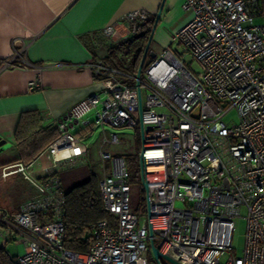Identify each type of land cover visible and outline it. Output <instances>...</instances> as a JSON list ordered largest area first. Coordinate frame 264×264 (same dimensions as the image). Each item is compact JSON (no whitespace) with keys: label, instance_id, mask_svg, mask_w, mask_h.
Here are the masks:
<instances>
[{"label":"built area","instance_id":"built-area-1","mask_svg":"<svg viewBox=\"0 0 264 264\" xmlns=\"http://www.w3.org/2000/svg\"><path fill=\"white\" fill-rule=\"evenodd\" d=\"M181 10L188 20L148 62L144 77L143 66L137 75L104 58L92 60L89 68L101 88L57 123L58 136L46 147L54 165L45 170L43 182L26 170L32 163L3 168L14 167L38 191L18 211H0V233L24 238L18 264H264V0H182ZM150 19L147 11L134 9L101 34L121 40ZM177 43L199 66L198 73L169 49ZM24 49L14 41L3 68H37ZM118 74L135 83L119 80ZM39 79L29 83L30 90L40 86ZM232 109L237 122H226ZM88 112L93 116L85 118ZM75 123L85 136L99 133L97 185L111 217L91 225L84 252L64 246L59 176L64 163L88 153L68 129ZM124 127H139L141 135L140 178L147 184V213L141 217L130 207L125 157L104 149L121 144L118 129ZM241 207L246 210L245 246L235 257L230 250ZM151 243L160 252L157 258Z\"/></svg>","mask_w":264,"mask_h":264},{"label":"crops","instance_id":"crops-1","mask_svg":"<svg viewBox=\"0 0 264 264\" xmlns=\"http://www.w3.org/2000/svg\"><path fill=\"white\" fill-rule=\"evenodd\" d=\"M181 3L182 0H0V142L6 146L0 151V179L9 183L11 191L9 197L0 198V211L16 212L38 193L21 172H13L14 167L3 168L18 162L32 163L26 170L43 182L45 170L54 165L46 147L58 136V121L101 88L89 64L97 57L107 62L110 50L120 41L103 36L101 30L134 9H143L155 19L162 6L152 42L163 51L172 32L189 18L181 10ZM14 41L18 47L24 45V57L37 68H3L2 61L11 55ZM38 76L40 86L32 91L29 83ZM68 129L84 143L91 136H85L80 124H70ZM87 149L86 158L63 164L59 176L64 193L91 175L85 168L88 145ZM5 189L9 193L8 186ZM24 251L22 235L5 238L0 233V264H18L16 258Z\"/></svg>","mask_w":264,"mask_h":264},{"label":"rangeland","instance_id":"rangeland-1","mask_svg":"<svg viewBox=\"0 0 264 264\" xmlns=\"http://www.w3.org/2000/svg\"><path fill=\"white\" fill-rule=\"evenodd\" d=\"M255 23H260L261 19H255ZM123 40V39H122ZM179 59L185 61L187 68L193 73L196 74L200 71L199 66L195 63L192 57L186 53L185 48L180 44H173L169 48ZM154 53L155 56H151V53ZM161 47L156 46L153 42L150 46V52L148 53L142 68L141 76L144 77L143 69L148 65V62L154 57H158L161 54ZM126 61L129 60L126 57ZM124 73H127L124 71ZM117 78L119 80L126 79V83L134 84L135 80L126 78L123 74H118ZM93 116V112H90L85 118H90ZM134 118L139 123V114L138 112L133 113ZM224 120L226 122H237L236 112L234 109L230 110L225 116ZM119 137L121 139L120 145H105L104 149L109 151L112 156L121 155L125 157L126 169L128 172L129 178V196H130V207L132 211L137 213L140 217L147 213L146 208V199H145V189L140 178V164H139V151L141 148V135L139 127H124L118 129ZM85 143L89 146L88 154V163L85 166L86 171L92 172L101 177L102 167L100 159L97 156V148L99 144L98 131L96 130L91 134L90 137L85 139ZM105 167L107 172H110V161H105ZM8 186L9 193H6L5 187ZM10 187L9 183L0 179V198H5L10 196ZM176 206H180V203H177ZM246 210L244 207L240 208L239 216L234 217L235 228L232 235V249L230 252L235 257H241L243 254V249L245 246V232H246Z\"/></svg>","mask_w":264,"mask_h":264},{"label":"trees","instance_id":"trees-1","mask_svg":"<svg viewBox=\"0 0 264 264\" xmlns=\"http://www.w3.org/2000/svg\"><path fill=\"white\" fill-rule=\"evenodd\" d=\"M153 22L154 18L141 24L135 35L118 41L113 46V51L110 50L107 55V62L130 74H136ZM151 44L152 40L150 46ZM150 46L147 55L150 52ZM126 57L129 58L128 61ZM64 196V246L73 251L84 252L89 245L91 225L102 218L111 219L101 205L97 175L91 173L85 181L65 192Z\"/></svg>","mask_w":264,"mask_h":264},{"label":"water","instance_id":"water-1","mask_svg":"<svg viewBox=\"0 0 264 264\" xmlns=\"http://www.w3.org/2000/svg\"><path fill=\"white\" fill-rule=\"evenodd\" d=\"M161 9H162V6H161L160 10L158 11V13H157V15H156V17L154 19V22L152 24L151 31H150V34L148 36V39H147L146 45L144 47L143 54H142V57H141V60H140L139 66H138L137 75L139 74V72H140V70H141V68L143 66V63L145 61V58H146V55H147V52H148V49H149L153 34H154V31L156 29V26H157V23H158V20H159ZM151 56H155V54L152 52ZM66 117H67V115L64 116L63 118H61L58 122H60L62 120H65ZM1 143L2 142H0V151L2 149H4V147H6L5 145H2ZM142 183H143V186H144V189H145V193H147V184L144 181ZM150 245H151V250H152V254H153L154 258H157L158 256H160V252L157 249V247L155 245H153L152 243Z\"/></svg>","mask_w":264,"mask_h":264}]
</instances>
